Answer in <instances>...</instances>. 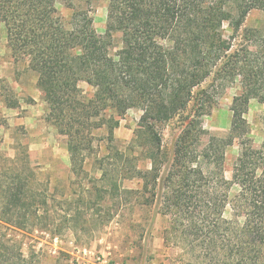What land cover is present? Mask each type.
I'll list each match as a JSON object with an SVG mask.
<instances>
[{
	"label": "trees",
	"instance_id": "obj_1",
	"mask_svg": "<svg viewBox=\"0 0 264 264\" xmlns=\"http://www.w3.org/2000/svg\"><path fill=\"white\" fill-rule=\"evenodd\" d=\"M59 1L70 8L67 18ZM94 1L0 0V32L4 27L14 55L37 73L52 124L67 136L72 171L93 153L99 131L113 145L121 118L138 109L130 145L111 150L113 190L102 192L117 205L123 196L143 206L160 198V212L170 219L165 242L181 248L179 264H264V133L256 144L246 117L251 99L264 103V28H243L252 10L264 11V0H108L105 38L94 26ZM238 35L243 43L235 45ZM117 37L120 47L112 55ZM81 82L94 89L91 96ZM236 82L229 133H210L202 118ZM2 89L7 85L0 79V97ZM186 110L169 164L160 129ZM235 141L241 149L229 180L225 155ZM99 169V180L112 178L103 159ZM126 179L141 186L124 187ZM22 181L0 191V225L36 228L51 217L39 206L47 197ZM234 184L239 191L229 201ZM229 203L232 219L224 216ZM63 217L74 231L90 229L78 206ZM16 246L13 238H0V264H33Z\"/></svg>",
	"mask_w": 264,
	"mask_h": 264
},
{
	"label": "rangeland",
	"instance_id": "obj_2",
	"mask_svg": "<svg viewBox=\"0 0 264 264\" xmlns=\"http://www.w3.org/2000/svg\"><path fill=\"white\" fill-rule=\"evenodd\" d=\"M80 1L74 0L76 3ZM57 6L60 15L65 18L70 15V8L65 3L59 1ZM89 6L97 34L105 38L108 0H95ZM244 27L264 28V11L252 10ZM224 31L227 37L232 33L228 24L224 25ZM234 43H243L241 35L236 37ZM119 47L117 37L110 53L117 54ZM0 79L7 85L6 90L2 89L4 96L0 97V191L2 193L7 186L15 185L22 178L26 189L47 197V205L39 201V206L42 210L46 207L51 213L49 219L39 220L36 228L31 224L23 229L0 225V238H13L17 244L16 249L24 253L25 258L32 260L33 264H73L69 261L68 253L73 246L71 241L77 246L95 248L101 238L113 241V264H179L181 248L174 245V241L169 244L165 242V229L169 228L170 219L160 212V198L151 206H143L123 196L122 203L117 205L109 193L102 192L103 187L112 188L113 178L116 179L113 177L111 150L114 145L120 150L127 149L142 112L132 108L121 118L114 133L113 145L109 146L104 131H99L93 153L83 156V163L75 174L72 171L67 136L60 134L52 124L43 93L37 84L38 75L30 68L28 59L14 55L4 27L0 32ZM80 86L87 95L93 94L94 89L86 82H81ZM239 92L240 86L236 82L221 96L217 95V103L211 114L202 118L205 129L219 136L229 133L230 106L233 97ZM6 99L14 102V107L7 106ZM188 115L189 111L186 110L161 126L162 146L169 164L176 139L183 128V120ZM246 117L252 137L259 144L264 133V103L256 98L251 99ZM240 149L239 141H235L226 151L224 174L229 180L232 179ZM102 159L106 168L112 171L109 181L99 180ZM139 165L149 167V162L139 161ZM122 185L138 188L141 182L126 179ZM238 191L239 186L232 185L229 201ZM1 193L0 207L4 201ZM102 194L105 195L104 199ZM95 200L98 205L89 208L90 202ZM77 206L85 212L89 231H74L70 228L72 222L63 221L66 211L75 210ZM224 216L234 218L231 203L226 206ZM55 237L63 240L58 252H53L52 239Z\"/></svg>",
	"mask_w": 264,
	"mask_h": 264
},
{
	"label": "crops",
	"instance_id": "obj_3",
	"mask_svg": "<svg viewBox=\"0 0 264 264\" xmlns=\"http://www.w3.org/2000/svg\"><path fill=\"white\" fill-rule=\"evenodd\" d=\"M95 248L74 245L69 248L70 262L73 264H113V241L100 239ZM100 245V246H99ZM88 254L85 255L84 253ZM93 253L103 258L101 262H95L90 256ZM91 257V258H90ZM87 261V262H86ZM86 262V263H85ZM119 264V263H115Z\"/></svg>",
	"mask_w": 264,
	"mask_h": 264
},
{
	"label": "built area",
	"instance_id": "obj_4",
	"mask_svg": "<svg viewBox=\"0 0 264 264\" xmlns=\"http://www.w3.org/2000/svg\"><path fill=\"white\" fill-rule=\"evenodd\" d=\"M52 246H53V249H54V251L53 252H58L59 250H60V245L63 243V240L62 239H60V238H58V237H55V238H53L52 239ZM72 245L74 244V242L73 241H71L70 242ZM85 255H87L88 253L87 252H85L84 253ZM92 259H94V261L95 262H101L102 260H103V258L101 257V256H96V255H94V254H92ZM90 257V258H91ZM87 262V261H86ZM85 262V263H86ZM108 264V263H107Z\"/></svg>",
	"mask_w": 264,
	"mask_h": 264
}]
</instances>
